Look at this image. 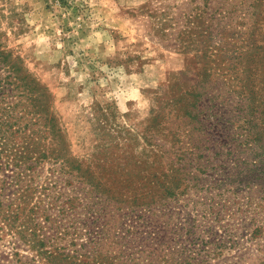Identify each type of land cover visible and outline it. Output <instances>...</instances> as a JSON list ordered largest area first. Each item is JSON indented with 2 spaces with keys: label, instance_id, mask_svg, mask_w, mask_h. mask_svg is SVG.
Segmentation results:
<instances>
[{
  "label": "trees",
  "instance_id": "obj_1",
  "mask_svg": "<svg viewBox=\"0 0 264 264\" xmlns=\"http://www.w3.org/2000/svg\"><path fill=\"white\" fill-rule=\"evenodd\" d=\"M236 1L239 5L229 0H188L178 12L175 23L181 24L167 46L187 52L201 44L203 49L194 50V57L205 67L195 88L185 92L190 103L183 107L179 99L184 96L165 102L170 109L162 127L171 131L164 137L174 140L171 148L177 162L191 164L187 160L196 155L210 163V170L220 178L219 169L236 166L240 151L257 158L243 163L255 166L251 170L258 171L255 181H264V168H258V163H264L260 132L264 116L261 122L253 117L255 78L247 66L251 45L245 25L251 3ZM205 94L231 108L225 150L208 133L207 119L196 112ZM46 98L44 88L0 40V264H113L115 260V264H128L136 252L127 258L123 254L136 248L142 253L155 250L149 246L163 247V259L174 264H213V260L242 264L253 257L264 262L249 254L255 248L264 255V184L260 193L259 184L247 183L256 195L249 190L236 206L224 199L216 204L219 210L214 205L202 210L196 209L198 199L191 198L193 189L207 190L199 179L192 184L197 177L186 173L160 179L153 174L155 182H148V192L127 201L116 190L93 181L86 171L80 172V166L66 157ZM237 120L241 123L236 124ZM199 132L206 138L195 137ZM216 178L214 182L223 186ZM180 195L187 197L180 200ZM199 228L207 234L205 242H197L194 236ZM232 248H239L243 255L227 261L224 252ZM113 251H119L118 255L110 256Z\"/></svg>",
  "mask_w": 264,
  "mask_h": 264
},
{
  "label": "rangeland",
  "instance_id": "obj_2",
  "mask_svg": "<svg viewBox=\"0 0 264 264\" xmlns=\"http://www.w3.org/2000/svg\"><path fill=\"white\" fill-rule=\"evenodd\" d=\"M187 1L0 0V40L5 50L47 92L48 114L66 157L80 166V172L86 171L93 181H100L111 192L116 190L118 197L127 201L135 194L141 197V192H148L151 186L148 182H155L153 174L164 179V175L189 173V178L197 177L192 184L199 179L207 188L192 190L191 198L200 203L196 209L205 210L214 205L219 210L224 199L234 206L245 200L250 181L259 184L256 189L261 193L264 181H255L258 171L251 172L255 166L243 163L244 160L256 162L253 154L247 156L239 151L237 165L219 169L222 176L216 178L210 170L211 164L196 155L187 160L191 164L177 162L171 148L174 140L164 137L171 133L169 127H162L170 109L165 102L181 100L183 107L190 103L192 99L185 92L195 88L205 67V63L197 64L194 57V50L203 49L201 44L187 52L167 46L171 34L178 31L181 22L177 25L175 21ZM229 2L239 5L236 0ZM247 3H251L245 25L246 39L251 45L247 66L248 74L255 78L251 106L255 121L261 122L264 0ZM181 96L185 98L179 99ZM196 112L207 119V127L211 128L208 133L225 150L230 141L229 121L233 119L229 105L212 102L205 94L197 102ZM239 123L237 120L236 124ZM260 132L264 140L263 124ZM195 137L202 139L206 135L199 132ZM258 165L264 168V163ZM215 178L224 185L215 183ZM186 197L180 195L179 199ZM217 203L220 205L216 207ZM187 208L190 209V204ZM194 236L198 237L197 242H205L207 234L199 228ZM150 247L155 250L142 253L136 248L123 255L127 258L129 253L136 252L129 256L133 260H128V264H174L163 259L166 251L163 247ZM118 253L110 252V256ZM224 253L227 261L243 255L239 248ZM249 254L264 259L255 248L249 249ZM212 262L215 264V260ZM242 264L264 262L253 257Z\"/></svg>",
  "mask_w": 264,
  "mask_h": 264
}]
</instances>
